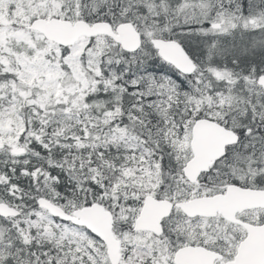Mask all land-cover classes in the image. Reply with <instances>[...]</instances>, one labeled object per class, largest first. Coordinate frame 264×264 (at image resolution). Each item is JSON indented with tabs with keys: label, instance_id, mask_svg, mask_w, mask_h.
<instances>
[{
	"label": "snow or ice",
	"instance_id": "snow-or-ice-1",
	"mask_svg": "<svg viewBox=\"0 0 264 264\" xmlns=\"http://www.w3.org/2000/svg\"><path fill=\"white\" fill-rule=\"evenodd\" d=\"M0 264H264V0H0Z\"/></svg>",
	"mask_w": 264,
	"mask_h": 264
},
{
	"label": "water",
	"instance_id": "water-1",
	"mask_svg": "<svg viewBox=\"0 0 264 264\" xmlns=\"http://www.w3.org/2000/svg\"><path fill=\"white\" fill-rule=\"evenodd\" d=\"M54 31H56L59 34L60 38H64L65 36H68L69 38H74L73 32H71L69 30L54 29ZM129 39H134V37H130Z\"/></svg>",
	"mask_w": 264,
	"mask_h": 264
}]
</instances>
